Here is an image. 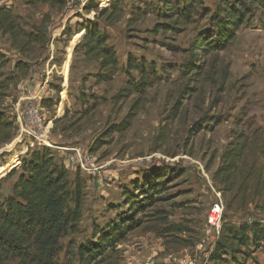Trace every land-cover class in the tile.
Wrapping results in <instances>:
<instances>
[{"label":"rangeland","instance_id":"1","mask_svg":"<svg viewBox=\"0 0 264 264\" xmlns=\"http://www.w3.org/2000/svg\"><path fill=\"white\" fill-rule=\"evenodd\" d=\"M90 1L67 0L62 12L17 0L0 3L27 32L45 21L50 36L49 47L36 50L28 60L10 47L9 37L0 34V55L7 61L0 67L2 79L15 74L19 61L27 62L30 69L7 91L0 108L18 127L12 141L0 148V168L12 164L6 175L15 171L1 183L2 196L11 197L21 163L28 160L27 151L45 148L19 134V118L31 106L43 117L50 143L46 148L58 163L63 165L66 159L65 148L78 147L96 168L93 174L68 168L69 183L77 173L84 183L82 217L60 239L56 264H82L77 257L79 245L127 212L124 191L137 195L132 181L140 183L154 169L172 175L163 180L165 191L137 216L143 224L117 246L114 263L105 264H205L215 238L206 217L215 194L224 203L213 178L221 157L238 135L253 139L259 129L264 131V0H251L254 6L247 25L227 49L208 55L194 54L191 44L199 32L208 31L210 18L229 0H185L193 12L180 30L168 26L169 13L164 10L182 9V0H169V4L119 0L124 10L121 20L112 25L98 22L118 59L116 71L106 81H100L98 64L73 49L79 25L95 21V12L84 11ZM110 1L95 3L103 7ZM66 28L69 37L62 36ZM129 60L145 64L150 86L139 98H117L127 82L139 80L128 67ZM193 62L200 69L189 76L185 67ZM134 103L136 116L123 128ZM263 213L251 206L246 213L225 209L223 216L243 223L258 220ZM256 254L247 264H264L263 246Z\"/></svg>","mask_w":264,"mask_h":264},{"label":"trees","instance_id":"2","mask_svg":"<svg viewBox=\"0 0 264 264\" xmlns=\"http://www.w3.org/2000/svg\"><path fill=\"white\" fill-rule=\"evenodd\" d=\"M2 1L5 0H0V3ZM17 1L25 5L42 4L59 12L67 7V0ZM164 2L169 4V0ZM182 2L185 5L182 9H176V12L173 8L164 10L169 13L165 17H169V20H165L172 30H180L191 20V6L185 0ZM224 3V7L210 18L208 31H201L194 38L190 47L194 54L208 55L224 51L235 40L238 31L247 25L254 2L229 0ZM84 11L95 12V21L86 20L79 25L72 43L79 40L73 49L80 52L86 61L98 64L103 74L99 75L100 81H106L116 71L118 59L114 49L107 46L108 35L100 29L98 22L115 24L124 16V10L119 0H111L110 5L103 7L91 0ZM131 16L132 19L136 17L134 13ZM0 34L9 37L10 47L28 60L36 55V50L43 52L50 44L45 21L27 32L10 10L1 6ZM62 36H70L67 28ZM6 62L0 55V67ZM128 67L138 74L139 80L127 82L116 95L117 98L131 95L139 98L150 86L143 62L133 63L129 60ZM199 69L200 65L193 62L185 67V73L192 76ZM29 70L27 62L19 61L14 66L15 74L4 79L0 74V108L7 97V91L25 79ZM137 109L134 103L123 128L129 127ZM259 130L260 134L253 139L244 134L238 135L224 151L220 166L214 174V181L220 188L227 211L246 213L251 206L255 212L264 211V201H260L264 200V131ZM17 132V125L0 111V148L10 143ZM27 153L28 160L21 163V172L12 184L11 197L2 196L1 183L3 179L12 177L15 171L6 175V171L12 169V164L0 168V264H56L60 239L72 231L82 217L84 183L78 173L69 183L68 170L54 159L48 148H35ZM166 176L172 177L168 172L154 169L145 173L140 183L132 181L133 191L137 195L124 191L127 212L96 229L94 239L79 245V262H113L117 246L142 226L143 221L137 216L153 206L157 202L156 196L165 191L163 180ZM133 199L138 201L135 203ZM263 245L264 229L257 221L249 224L233 223L223 216L205 264H247Z\"/></svg>","mask_w":264,"mask_h":264},{"label":"built area","instance_id":"3","mask_svg":"<svg viewBox=\"0 0 264 264\" xmlns=\"http://www.w3.org/2000/svg\"><path fill=\"white\" fill-rule=\"evenodd\" d=\"M19 128V134H23L27 138L32 139L45 147L50 146V143L46 140V135L44 134L43 117L39 114V111H37L36 108L31 106L25 108L21 118H19ZM63 151L66 153V159L63 161L65 169L68 170L69 166H73L75 171L82 173L93 174L96 172L92 158L81 148H65ZM224 210V203L220 194L217 193L215 194V201L206 217V223L212 229L216 238L219 233ZM252 221H257L264 229V219L262 217L258 220L251 219L246 223L249 224Z\"/></svg>","mask_w":264,"mask_h":264},{"label":"crops","instance_id":"4","mask_svg":"<svg viewBox=\"0 0 264 264\" xmlns=\"http://www.w3.org/2000/svg\"><path fill=\"white\" fill-rule=\"evenodd\" d=\"M5 178V177H4ZM4 180V179H3ZM2 180V181H3ZM14 182V181H13ZM3 186V185H2ZM9 187V186H8ZM9 189V188H8ZM264 214V213H263ZM262 218L264 219V215H262ZM216 240V237L214 238V241ZM214 243V242H213ZM263 248H264V245H263ZM212 249H213V245H212V247H211V249H210V252L212 251ZM256 255H258V254H256V253H254L252 256L253 257H256ZM260 255V254H259ZM260 256H262V255H260Z\"/></svg>","mask_w":264,"mask_h":264}]
</instances>
